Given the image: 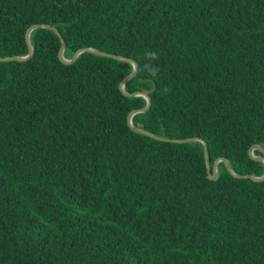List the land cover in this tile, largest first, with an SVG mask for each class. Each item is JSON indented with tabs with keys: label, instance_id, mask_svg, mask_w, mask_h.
I'll return each mask as SVG.
<instances>
[{
	"label": "trees",
	"instance_id": "trees-1",
	"mask_svg": "<svg viewBox=\"0 0 264 264\" xmlns=\"http://www.w3.org/2000/svg\"><path fill=\"white\" fill-rule=\"evenodd\" d=\"M37 23L138 63L134 125L264 174V0H0V56ZM30 40L0 61V264H264V180L134 130L131 62Z\"/></svg>",
	"mask_w": 264,
	"mask_h": 264
},
{
	"label": "water",
	"instance_id": "water-1",
	"mask_svg": "<svg viewBox=\"0 0 264 264\" xmlns=\"http://www.w3.org/2000/svg\"><path fill=\"white\" fill-rule=\"evenodd\" d=\"M39 27H47V28L53 29L54 31H56L58 33V35H60V37L62 39V45H61V49H60V52H59V56H60V59L63 62H65V63H68V64L73 63L82 52L89 51V52H93L95 54L106 55V56L114 57V58H117V59L127 60V61H129V62H131L133 64V70L121 82L120 88L123 91V93L128 95V96H136V95L138 96V95H140V96H143V97H145L147 99V105L146 106L141 107V108H135L129 113L128 122H129L130 126L134 130H136L138 132H141V133H144L146 135H149L151 137H154L156 139L167 140V141H170V142L187 143V142L196 141V140L203 142L204 151H205V157H206V163H207V168H208V173H209V177L211 179H217L218 178V164L221 161H223L226 164V167L229 170V172L235 177L250 178V179H252L254 181H262V180H264V174L262 176H260V177L252 175V174H237L233 170L229 160L227 158H225V157L218 158L214 162L213 170H212L211 161L209 159L208 144H207V142L204 139H202L200 137H188V138H180V139L165 138V137L158 136V135H156V134H154V133H152V132H150V131L142 128V127H138V126L134 125V123H133L134 115L137 114V113H140V112L147 111L152 105V99H151V97L149 96L148 93L143 92V91L127 92L125 90L126 82L128 80L132 79L138 72V63L134 59L127 58V57H124V56L119 55V54H112V53H108V52H105V51H101V50H98V49H95V48H92V47H84V48L78 49L77 51H75V53L73 54V56L71 58H66L64 56V50H65L66 42H65V39L62 36L61 32L59 31V29L54 27V26H52L51 24L37 23V24L32 25L27 30V33H26V40H27L28 47H29V53L27 55H23V56H6V57H1L0 56V61H8V60L26 61V60L30 59L32 57L33 53H34V47H33L32 43H31V40H30V34H31L32 30H34L36 28H39ZM255 149H259L262 152V155H260V156L255 155V153H254ZM249 153H250L251 157H253L254 159L264 162V147L263 146H261L259 144H254L250 148Z\"/></svg>",
	"mask_w": 264,
	"mask_h": 264
},
{
	"label": "rangeland",
	"instance_id": "rangeland-1",
	"mask_svg": "<svg viewBox=\"0 0 264 264\" xmlns=\"http://www.w3.org/2000/svg\"><path fill=\"white\" fill-rule=\"evenodd\" d=\"M137 96V95H136ZM138 96H140V95H138ZM145 98V97H144Z\"/></svg>",
	"mask_w": 264,
	"mask_h": 264
}]
</instances>
